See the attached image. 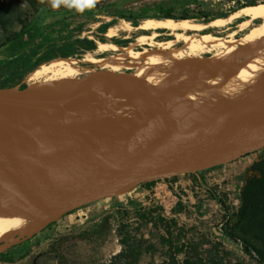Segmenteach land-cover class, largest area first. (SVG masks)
<instances>
[{
    "label": "bare ground",
    "instance_id": "6f19581e",
    "mask_svg": "<svg viewBox=\"0 0 264 264\" xmlns=\"http://www.w3.org/2000/svg\"><path fill=\"white\" fill-rule=\"evenodd\" d=\"M235 18H243L239 24L246 31L241 36L225 38L204 32L197 41L194 35L184 37L191 50L218 48L206 55H185L182 48H170V41L138 50L101 43L100 48L114 52L88 59L99 67L57 56L29 70L23 85L0 88V95L23 110L18 117L14 108L0 100V136L13 145L27 168L59 171L66 178L113 159L109 166L119 168L173 128L202 127L228 143L245 117L264 109V1L243 5L228 17H216L209 23L223 25ZM141 26L199 30L204 24L162 17L147 18ZM52 107L54 111L47 113ZM213 119L228 124L223 128L206 125ZM20 123L55 126L66 135L69 144L61 168L62 139L54 133H28L18 127ZM196 152L190 141L180 140L158 157ZM7 180L0 171V181ZM64 210L66 206L53 192L32 201L0 199V250L36 233Z\"/></svg>",
    "mask_w": 264,
    "mask_h": 264
},
{
    "label": "rangeland",
    "instance_id": "374dc122",
    "mask_svg": "<svg viewBox=\"0 0 264 264\" xmlns=\"http://www.w3.org/2000/svg\"><path fill=\"white\" fill-rule=\"evenodd\" d=\"M261 1L98 0L91 9L78 12L64 6L53 9L48 0H0V47L14 39L31 40L38 31L49 40H63L49 58L11 73L1 70L0 88L23 85L29 70L57 56L99 67L88 59L114 52L100 48L101 43L138 50L170 41V48H182L185 55H206L218 48L191 50L184 37L194 35L197 41L204 32L241 36L246 31L239 24L243 18L223 25L209 22ZM166 10L204 26H141L147 18H162ZM262 158L264 147L203 170L143 181L123 196L83 204L0 250V264H261L243 240L264 256V190L253 187L251 203L245 199L248 180L261 175L256 166Z\"/></svg>",
    "mask_w": 264,
    "mask_h": 264
},
{
    "label": "water",
    "instance_id": "95a60500",
    "mask_svg": "<svg viewBox=\"0 0 264 264\" xmlns=\"http://www.w3.org/2000/svg\"><path fill=\"white\" fill-rule=\"evenodd\" d=\"M64 83L63 81L56 84L52 93H56ZM0 100L14 108L20 117L23 110L18 105L10 102L6 96L0 95ZM54 109L55 107H52L47 113H51ZM227 124L228 122L217 119L206 122V125L222 128ZM18 127L28 133L58 135L63 142L59 150V167H62L64 149L68 147L69 139L59 128L22 126L21 123ZM180 140L190 141L197 148V152L188 156L164 159L158 157L160 152L175 146ZM262 147H264V109L245 117L240 122L234 138L228 143L219 141L215 136L205 132L202 127L173 128L137 152L119 168L109 166L115 161L113 159L107 164L66 178L59 171L27 168L17 158L13 145L0 136V171L8 178L6 182L0 181V199L32 201L45 193L53 192L57 200L66 206V210L54 217L57 218L88 202L129 191L143 181L180 172L203 170L227 163ZM90 185L95 186L91 188Z\"/></svg>",
    "mask_w": 264,
    "mask_h": 264
},
{
    "label": "crops",
    "instance_id": "0c3cea01",
    "mask_svg": "<svg viewBox=\"0 0 264 264\" xmlns=\"http://www.w3.org/2000/svg\"><path fill=\"white\" fill-rule=\"evenodd\" d=\"M38 31L31 40L14 39L0 47V71L11 73L12 70L31 66L49 58L59 51L61 39H51Z\"/></svg>",
    "mask_w": 264,
    "mask_h": 264
},
{
    "label": "trees",
    "instance_id": "16d2710c",
    "mask_svg": "<svg viewBox=\"0 0 264 264\" xmlns=\"http://www.w3.org/2000/svg\"><path fill=\"white\" fill-rule=\"evenodd\" d=\"M159 7H163V6H159ZM116 11H118V13H120L122 16L124 17H130L132 18V16H126V11L122 10V9H116ZM163 17H173L175 19H179V18H187L188 16H180L179 18L176 17V16H173L171 14L170 11L166 10L163 14ZM257 170L260 171V176L258 177V179L256 178H252L250 180H248V184H247V187H246V191H245V199H246V202L248 203L249 205V202L251 203V200H252V189L254 187V189H257V190H264V158H262L258 163H257ZM260 202H264V198H260ZM264 241V240H263ZM243 245L245 247V249L247 251H256V256L259 260V262L261 264H264V256L262 255L261 251L256 248L255 246H253L249 241L247 240H243ZM253 248V250H252Z\"/></svg>",
    "mask_w": 264,
    "mask_h": 264
},
{
    "label": "clouds",
    "instance_id": "9594fccd",
    "mask_svg": "<svg viewBox=\"0 0 264 264\" xmlns=\"http://www.w3.org/2000/svg\"><path fill=\"white\" fill-rule=\"evenodd\" d=\"M97 2L98 0H48V3L53 9L64 6L69 9H75L78 12L91 9Z\"/></svg>",
    "mask_w": 264,
    "mask_h": 264
}]
</instances>
